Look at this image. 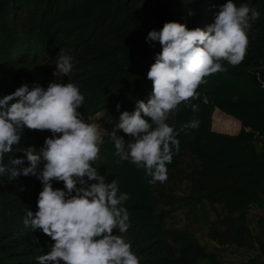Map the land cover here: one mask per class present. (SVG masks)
Segmentation results:
<instances>
[{
    "label": "trees",
    "instance_id": "1",
    "mask_svg": "<svg viewBox=\"0 0 264 264\" xmlns=\"http://www.w3.org/2000/svg\"><path fill=\"white\" fill-rule=\"evenodd\" d=\"M225 3L227 0H0V99L25 84L30 89L37 84L46 89L51 82L73 83L79 88L84 101L77 111L86 123L97 125L102 139L99 158L92 166L106 182H118V195L129 194L122 205L129 213L128 230L120 233L114 229L113 234L131 244L140 264L213 260L191 231L165 224L154 200L156 183H149L152 178L146 170L130 160L117 163L119 157L108 133L116 130L130 141L131 137L116 129L119 117L124 111H134L137 101L150 98L153 82L147 73L162 46L149 42L148 33L172 21L189 30H206ZM233 3L238 7L247 4L260 13L258 20L250 21L245 57L235 66L221 61L226 71L204 78L196 90L200 99L182 102L169 113L166 123L179 132L180 150L173 149L172 162L166 168L174 169L189 153L205 168L208 178L218 182L177 203V208L187 206L195 220L210 208H218L209 222L216 241L240 242L248 232L250 209L260 210L256 240L264 257V0ZM61 50L72 58L73 68L68 76L57 77L53 73ZM193 104L198 111H192ZM211 110L221 120L235 121L238 129L216 128ZM98 114L105 116L103 123L95 121ZM192 120L199 122L197 128L187 129V134L179 131ZM18 134L20 143L3 158L9 168L16 158L24 160L20 167H28L23 149L39 151L46 138L53 136L48 130L27 127ZM42 168L39 165L38 171ZM192 180L200 182L197 176ZM52 186L66 191L61 181L53 180ZM42 190L36 175L21 174L15 179L8 172L0 175V264H39L37 257L51 250L54 241L23 222L29 210H38Z\"/></svg>",
    "mask_w": 264,
    "mask_h": 264
},
{
    "label": "clouds",
    "instance_id": "2",
    "mask_svg": "<svg viewBox=\"0 0 264 264\" xmlns=\"http://www.w3.org/2000/svg\"><path fill=\"white\" fill-rule=\"evenodd\" d=\"M259 17L255 8L247 4L238 7L227 0L206 30H189L185 24L172 21L148 33L149 42L162 46L147 73L153 90L147 102L137 101L134 111H124L119 117L116 129L131 137L130 141L116 130L108 133L119 157L117 163L130 160L145 169L152 178L149 183L166 181V165L172 162L173 149L180 150L179 132L166 123L169 113L182 102L200 99L196 90L204 78L226 71L221 61L233 66L242 62L250 21ZM55 65L54 76H68L72 58L61 50ZM203 99L208 102L206 96ZM83 101L75 84L56 82L46 89L38 84L30 89L25 84L0 99V175L8 172L11 179L36 175L43 184L38 210H29L23 221L54 241L47 254L37 257L39 264H140L131 244L113 234L114 229L120 233L128 230L129 213L122 205L129 194L118 195V182H106L92 166L99 158L102 139L97 125L86 123L77 111ZM191 109L199 110L195 104ZM198 126L199 122L192 120L179 131L187 134V129ZM25 127L48 130L53 136L46 138L39 151L23 149L28 167H20L24 160L16 158L9 168L3 163L4 155L20 143L18 130ZM53 180L63 182L66 191L54 189Z\"/></svg>",
    "mask_w": 264,
    "mask_h": 264
},
{
    "label": "rangeland",
    "instance_id": "3",
    "mask_svg": "<svg viewBox=\"0 0 264 264\" xmlns=\"http://www.w3.org/2000/svg\"><path fill=\"white\" fill-rule=\"evenodd\" d=\"M211 116L216 128L231 132L238 129L235 121L221 120L214 110H211ZM105 119L102 114L95 117V121L99 123H103ZM192 176L199 177L200 182L195 183ZM217 183L208 178L205 168L191 154L186 153L179 160L177 167L167 170L166 181H158L154 186V200L165 224L193 233L204 247L205 253L214 261L202 260L200 264H264V257L258 249L256 240L260 234L258 224L260 210L250 209L246 220L248 232L243 233L240 242L236 243L228 239L221 243L214 239L213 228L209 224L212 219H215V209L219 211L218 208H210L209 213H202L198 220L189 215L187 206L177 208L179 199L195 196L204 189L215 187ZM206 210L208 211L207 208Z\"/></svg>",
    "mask_w": 264,
    "mask_h": 264
}]
</instances>
